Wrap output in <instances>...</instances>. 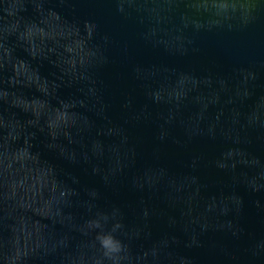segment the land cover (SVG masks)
I'll return each instance as SVG.
<instances>
[{"label": "water", "instance_id": "obj_1", "mask_svg": "<svg viewBox=\"0 0 264 264\" xmlns=\"http://www.w3.org/2000/svg\"><path fill=\"white\" fill-rule=\"evenodd\" d=\"M0 264H264V0H0Z\"/></svg>", "mask_w": 264, "mask_h": 264}, {"label": "clouds", "instance_id": "obj_2", "mask_svg": "<svg viewBox=\"0 0 264 264\" xmlns=\"http://www.w3.org/2000/svg\"><path fill=\"white\" fill-rule=\"evenodd\" d=\"M102 244L105 247H109L112 244L111 238H106V239L102 240Z\"/></svg>", "mask_w": 264, "mask_h": 264}]
</instances>
